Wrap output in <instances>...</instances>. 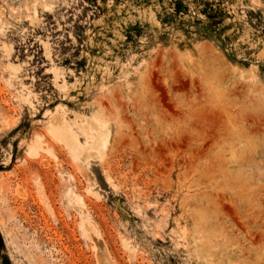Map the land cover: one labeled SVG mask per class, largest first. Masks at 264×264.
<instances>
[{
	"label": "rangeland",
	"instance_id": "1",
	"mask_svg": "<svg viewBox=\"0 0 264 264\" xmlns=\"http://www.w3.org/2000/svg\"><path fill=\"white\" fill-rule=\"evenodd\" d=\"M0 264H264V0H0Z\"/></svg>",
	"mask_w": 264,
	"mask_h": 264
},
{
	"label": "bare ground",
	"instance_id": "2",
	"mask_svg": "<svg viewBox=\"0 0 264 264\" xmlns=\"http://www.w3.org/2000/svg\"><path fill=\"white\" fill-rule=\"evenodd\" d=\"M149 74V73H148ZM152 81V80H151ZM103 106V105H102ZM80 119V118H79ZM78 119V120H79ZM82 119V118H81ZM52 120V119H51ZM53 122V121H52ZM51 122V124H52V126H53V123ZM77 122H79V121H77ZM88 123V122H87ZM55 124H56V126L61 130V131H64L65 129H66V131H67V124H66V122L63 120V119H58L57 121L55 120ZM83 124H85L84 122H83ZM82 124V125H83ZM79 125V124H78ZM55 128V127H54ZM52 131H54L53 129H51ZM58 132H59V130H58ZM58 132L56 133L55 132V134H58ZM66 136V135H65ZM64 136V137H65ZM69 136V135H68ZM69 138L70 137H67L66 136V138H65V140H69ZM72 138V137H71ZM96 138V137H95ZM64 139V138H63ZM62 139V140H63ZM67 142V141H66ZM68 143V142H67ZM69 146H71V145H69ZM253 207V206H252Z\"/></svg>",
	"mask_w": 264,
	"mask_h": 264
},
{
	"label": "water",
	"instance_id": "3",
	"mask_svg": "<svg viewBox=\"0 0 264 264\" xmlns=\"http://www.w3.org/2000/svg\"><path fill=\"white\" fill-rule=\"evenodd\" d=\"M125 215H126L127 217H130L128 213H125Z\"/></svg>",
	"mask_w": 264,
	"mask_h": 264
}]
</instances>
